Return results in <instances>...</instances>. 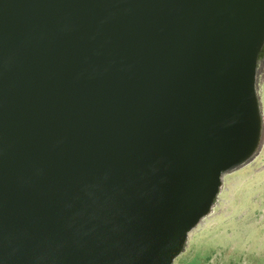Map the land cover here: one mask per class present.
<instances>
[{
    "label": "water",
    "instance_id": "water-1",
    "mask_svg": "<svg viewBox=\"0 0 264 264\" xmlns=\"http://www.w3.org/2000/svg\"><path fill=\"white\" fill-rule=\"evenodd\" d=\"M263 56L264 0H0V264H173Z\"/></svg>",
    "mask_w": 264,
    "mask_h": 264
},
{
    "label": "rangeland",
    "instance_id": "rangeland-1",
    "mask_svg": "<svg viewBox=\"0 0 264 264\" xmlns=\"http://www.w3.org/2000/svg\"><path fill=\"white\" fill-rule=\"evenodd\" d=\"M259 97L264 116V76ZM217 196L174 264H264V135L257 156L223 176Z\"/></svg>",
    "mask_w": 264,
    "mask_h": 264
},
{
    "label": "bare ground",
    "instance_id": "bare-ground-1",
    "mask_svg": "<svg viewBox=\"0 0 264 264\" xmlns=\"http://www.w3.org/2000/svg\"><path fill=\"white\" fill-rule=\"evenodd\" d=\"M263 76H264V56L262 58H260V59L257 60V65L255 67V77H254V87H255V91H256L257 97L259 99V104H260V109H261L262 115H263V111H262L261 103H260L259 90H260V82H261ZM262 117H263V121H264V116H262ZM263 135H264V127H263V132H262V135H261V139H260L259 144H258L256 150L254 151V153L247 160L241 162L234 169H237V168L243 166L244 164L248 163L249 161H251L253 158H255L257 156V154L259 153L260 148H261V143H262V140H263ZM234 169H228V170L223 171L221 173V181L223 180V176L226 173H229V172H231ZM215 200L216 201H214L211 204L209 211L206 214H204L203 216H201L200 219L196 222V224L194 226H192L191 229L188 231L186 244H188V236H189V234H191L194 231L192 229L200 222L201 219H203L204 217L208 216L210 214V212L213 210L214 205L218 203L217 202L218 196L216 197ZM176 259H177V256L174 258L173 264H174V262H175Z\"/></svg>",
    "mask_w": 264,
    "mask_h": 264
}]
</instances>
